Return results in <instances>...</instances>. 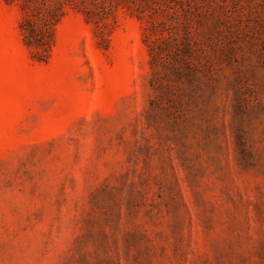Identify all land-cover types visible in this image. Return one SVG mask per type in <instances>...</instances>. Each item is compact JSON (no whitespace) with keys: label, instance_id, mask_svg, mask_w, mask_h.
<instances>
[{"label":"rangeland","instance_id":"obj_1","mask_svg":"<svg viewBox=\"0 0 264 264\" xmlns=\"http://www.w3.org/2000/svg\"><path fill=\"white\" fill-rule=\"evenodd\" d=\"M34 1L0 0V264H264V0Z\"/></svg>","mask_w":264,"mask_h":264},{"label":"trees","instance_id":"obj_2","mask_svg":"<svg viewBox=\"0 0 264 264\" xmlns=\"http://www.w3.org/2000/svg\"><path fill=\"white\" fill-rule=\"evenodd\" d=\"M34 0H26V3H33ZM41 4V5H40ZM37 7H31V5H26L27 8L34 11L38 18V25L35 26L29 20L27 21V42L29 44H39L43 41L45 35L51 30V26L58 20L62 13V8L53 7H42L43 2H41ZM58 9V10H57Z\"/></svg>","mask_w":264,"mask_h":264}]
</instances>
